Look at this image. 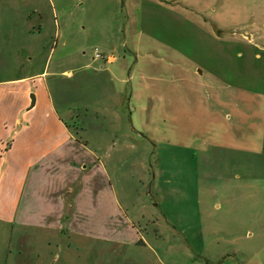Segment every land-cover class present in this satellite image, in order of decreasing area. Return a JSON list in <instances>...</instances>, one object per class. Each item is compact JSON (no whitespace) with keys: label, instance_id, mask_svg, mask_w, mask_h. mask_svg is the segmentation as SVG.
Masks as SVG:
<instances>
[{"label":"rangeland","instance_id":"rangeland-1","mask_svg":"<svg viewBox=\"0 0 264 264\" xmlns=\"http://www.w3.org/2000/svg\"><path fill=\"white\" fill-rule=\"evenodd\" d=\"M53 1L0 0V87L49 62L60 112L102 150L143 242L0 225V264H264V0H121L115 63L96 42L63 59ZM60 2L81 22L117 1Z\"/></svg>","mask_w":264,"mask_h":264},{"label":"crops","instance_id":"crops-1","mask_svg":"<svg viewBox=\"0 0 264 264\" xmlns=\"http://www.w3.org/2000/svg\"><path fill=\"white\" fill-rule=\"evenodd\" d=\"M116 1L110 8L100 5L97 16L86 14L81 22H72L60 0L59 5L53 1L54 14L64 15L55 45L63 59L96 42L105 52L103 59L115 63L125 38L124 6ZM148 1L164 9L171 2H182L187 8L196 4L205 11L212 8L206 0ZM212 10L216 13L217 9ZM39 16L40 23L30 30L43 29L44 16ZM242 24L239 26L247 25ZM48 63L42 70L14 77L0 87V225L41 229L59 240L61 235L69 236L71 244L143 242L136 226L127 221L102 150L79 137L73 123L60 112L47 81ZM62 72L71 74L68 69Z\"/></svg>","mask_w":264,"mask_h":264},{"label":"built area","instance_id":"built-area-1","mask_svg":"<svg viewBox=\"0 0 264 264\" xmlns=\"http://www.w3.org/2000/svg\"><path fill=\"white\" fill-rule=\"evenodd\" d=\"M97 56L100 57V58H104V57H105V54H104V53H101V52L97 49Z\"/></svg>","mask_w":264,"mask_h":264},{"label":"water","instance_id":"water-1","mask_svg":"<svg viewBox=\"0 0 264 264\" xmlns=\"http://www.w3.org/2000/svg\"><path fill=\"white\" fill-rule=\"evenodd\" d=\"M31 97H32L31 105H34V103H35V94L32 93V94H31Z\"/></svg>","mask_w":264,"mask_h":264}]
</instances>
